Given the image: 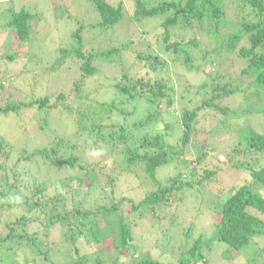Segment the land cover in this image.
<instances>
[{
  "label": "trees",
  "instance_id": "1",
  "mask_svg": "<svg viewBox=\"0 0 264 264\" xmlns=\"http://www.w3.org/2000/svg\"><path fill=\"white\" fill-rule=\"evenodd\" d=\"M74 2L72 0V3ZM228 5H232L233 8V18L230 20L226 19L225 13ZM86 7L84 17L93 21L87 25L83 22L75 28L72 32V44L60 47L54 61L55 65L50 66L51 72L56 73L58 68H61L60 72H62L65 70L66 60L76 58L79 64L76 70L78 74L74 71L71 73L72 84L60 86L59 89L45 95L31 97L28 101L0 103V115L32 110L36 114L33 115L34 119L44 130L48 122L54 119L52 113H56L58 124L64 128L70 127L66 135L78 136V138L85 135L84 142L92 141L96 145L100 144L102 148L121 147L123 160L125 159L128 169L122 164L115 163L116 166H113L115 162L113 158L104 161L106 166L108 165L105 172L102 168L95 171L94 167L87 168L86 165H81L77 156L65 154L64 135L57 136L51 133L48 141L40 142L36 146L18 144L0 135V197H3L5 216L0 226V250L7 242L16 244L18 249H28L29 254L23 264L29 262L39 264L38 261H42L41 264H113V262L124 264L121 261L123 257L130 261V264H165L148 253L138 256L135 252L134 232L130 223H126L125 216L119 215L118 227L115 228H107L94 218L105 210L115 212L124 201H127L131 210L137 211L138 215L147 212L157 215L158 207L168 201L167 195L189 183L178 181L173 177L169 178L170 182L163 179L159 181L156 172L171 158L176 159L180 154H186L191 144L200 147V151L195 155L197 162L205 158L209 152L219 151V148L230 160L236 156L247 155V159L251 162L235 161L232 162V166L248 171L250 178L236 187L222 203L219 219L212 232L208 235L201 233L193 239H188L186 246L179 251L177 257L175 256V264H206L216 242L225 244L222 255L225 259H232L236 256L235 253H238L253 237L259 234L264 236V195L257 189V185L264 188V161H261L263 160L261 157L250 155L252 150L264 156V133L255 129L244 130L243 127H239L231 137L221 133L234 110L226 103V98L229 96L241 95L247 98L258 90L264 111V0H133V10L126 9L121 0L116 3L109 0H87ZM7 10L4 12L8 13V19L1 23L0 33H13L14 37L10 35L6 37L10 51L0 53V58L5 60L4 66L18 57L17 48L22 43L29 42L39 19L38 13L30 9L21 8L15 11L9 6ZM155 15L159 18L165 16L160 23V34L164 43L162 48L159 47L157 38L153 41L158 46L157 50L149 44L138 50L133 46V39L128 42L123 41L120 46L102 47V45L110 46L112 37L119 36V32L131 37L129 27L133 20L139 22L138 20L143 17ZM116 24L119 25L115 27ZM175 25L188 28L191 32H202L203 36L201 38L193 35L187 42L171 41L170 27ZM85 27L90 32L88 37L83 31ZM225 28L228 29L226 35L223 31ZM111 30L115 32V36H112ZM155 32H152V36ZM86 41L90 44L96 43L98 47L85 52L83 48L87 44ZM130 47L135 59L147 63L151 71H159L167 64L166 60L160 59L161 51L172 62L179 61L183 67L202 73L207 79L193 86L196 92L202 94V103L194 108L181 107L182 112L179 116L181 135L177 147L168 143L162 134L146 131L147 125L160 120L162 113L170 109L175 100L172 85L162 78H153L148 69L144 74L138 72L136 75H129L126 68L120 66L121 74L112 83L114 96L107 100L90 97L89 101L80 102L74 95L70 96L72 89L75 92L87 89V83L93 78H97L101 84L109 79L105 73L99 72L98 63H113L114 55ZM227 58L239 61L242 59L244 65L236 76H233L228 66L224 71L220 70V64L227 63ZM205 64H210L211 68L205 67ZM214 64H218L217 67H214ZM158 65L160 66L157 67ZM243 77L252 80L243 81ZM9 79L4 71L0 76V87L3 88L5 80L9 82ZM101 95L104 96L103 93ZM139 98L147 101V111L141 116L135 115V118L130 119L135 111L126 108V102H133ZM201 109L205 110L206 115L217 117L215 127L210 129L212 135L207 139L209 141L204 143L193 137L197 132L196 123ZM243 121L238 119L235 122L243 123ZM21 127L24 130L30 125ZM215 133H220V140L214 135ZM74 147L70 146V149ZM12 157V164L9 163L11 170L9 176L5 163L10 162ZM17 166L19 169H16ZM41 170L49 176L50 186L54 179L60 181L56 183L57 186L55 185V195L63 196L57 199L63 202L66 200V206L71 205L84 194L89 196L91 190L94 191V188L99 186L102 188L108 182L112 187L117 176L123 171L138 173L143 170L157 187L137 201L128 195H122L117 200H114L115 196H111L110 207L105 203H96L82 211L73 208L76 213H72L73 210L69 211L73 215L71 218L68 217L69 212L61 214L56 210L55 205L51 206L48 188L42 185L41 181L39 182L36 175ZM212 175L214 171L205 170L203 179H208ZM199 182L201 181H197ZM22 187L24 190H19ZM18 191L17 197L10 193L16 195ZM51 193L54 195V191ZM67 193L72 197H66ZM44 205L50 206L48 216L52 215V219L49 223L58 220L67 223L68 226L73 225L72 229L64 232L65 249L63 250L58 248L56 251L48 241L43 244L37 239V234L34 231L30 232L27 226L31 221H37L36 213L40 212ZM79 226L83 229H77ZM86 233L90 235L93 245L98 246L97 249H93V246L81 245L83 243L80 237ZM166 239L172 240V237ZM108 244L109 246H105ZM89 249L95 253V257L89 258L87 255ZM104 251L106 253L103 256L101 252ZM10 261L17 264L11 258Z\"/></svg>",
  "mask_w": 264,
  "mask_h": 264
},
{
  "label": "rangeland",
  "instance_id": "2",
  "mask_svg": "<svg viewBox=\"0 0 264 264\" xmlns=\"http://www.w3.org/2000/svg\"><path fill=\"white\" fill-rule=\"evenodd\" d=\"M74 1L75 2L72 3V0H0V26L1 23H4L6 19H8L7 9L9 6L15 11L21 8L30 9L32 12L38 13L37 16L39 17L29 42L22 43L17 48L18 57L14 61H9L5 66V60L0 58V76L6 71L7 76L10 77L8 80L9 82L5 80L3 88L0 87V103L28 101L31 97L45 95L52 90L59 89L60 86L72 84V77L70 75L73 71L76 73L79 66L76 58H68L64 63L65 70L62 72H60L61 68H58L56 73L51 72L50 66L55 65L54 61L58 49L72 44V32L75 28L83 24V22L87 25V23L93 21L92 19H85L84 17V13H86L87 9V0ZM109 1L116 3L119 0ZM121 1L126 9L133 10V0ZM88 5L90 6L89 3ZM6 10L7 12L5 13L4 11ZM232 10V5H228L225 11L227 14L226 19L230 20L233 18ZM164 17L163 15L159 18V16L155 15L143 17L138 20L139 22L133 20L129 27L131 37L122 35L120 32L119 36L112 37L113 35L115 36V32L111 30L112 36L110 37H112V41L111 44H109L110 46L105 47V45H102V47L111 48L113 46H120L123 41L128 42L133 39V46L138 50L143 49L148 44L151 45L154 50H157L158 46L153 43V41L156 40L155 38H157L159 47L162 48L164 43H162L161 39L160 23ZM118 25L119 24H116L115 27ZM83 31L85 36L88 37L90 32L87 31L86 27ZM223 31L225 35L226 32L228 33V29L226 28ZM152 32H155L154 36H152ZM170 34L171 41L179 40L181 42L189 41L193 35L200 36L201 38L203 36L202 32H191L188 28H182L177 25L170 27ZM9 35L14 37L13 33H0V53L9 50V45L6 43V37ZM86 37L85 40L87 39ZM86 42L87 44L83 48L85 52L98 47L96 43L90 44L88 41ZM131 49L132 47L124 51H119L120 54L114 55L113 63H98L100 68L99 72L105 73L109 79L104 80L101 84L97 78H93L87 83V89H83L82 92H75L72 89L73 91L70 90V96L74 95L80 102L89 101L90 97L107 100L114 96L112 92V83L121 74L120 66L126 68L129 75H136L138 72L139 74H144L146 69L151 71L147 63L135 59L131 53ZM11 50L14 51L15 49ZM178 54L181 55L182 53ZM213 56L214 55H212L211 58H213ZM160 59L166 60L167 64L165 67L163 66L160 68L159 71L152 70L151 73L153 78H162L172 85V94L175 100L170 109L162 113L160 120L147 125L146 131L153 134H162L168 143L174 144L177 147V141L181 135V124L179 120V116L182 112L181 107L187 106L189 108H194L202 103V94L196 92L193 86L202 83L206 78L202 73H197L188 70L187 67H183L179 61L172 62L170 58L161 51ZM227 59V63L220 64V70L224 71L228 66L232 70L233 76H236L244 65L242 59L241 61L238 59ZM217 65L218 64H214L213 66L217 67ZM159 66L160 65L157 67ZM205 67L211 68L210 64H205ZM242 80L251 81L252 78L243 77ZM235 82L238 83L237 81ZM101 93H103L104 96H102ZM226 103L229 104L231 108L233 107L234 110L232 115L229 116L231 119L225 122L222 128L223 130L221 131L222 134L231 137V134L236 133L239 127L245 128L244 130L255 129L264 133V111L262 108V98L258 90H255L247 98L241 95L239 97L229 96L226 98ZM132 106L133 108L131 109ZM125 107L135 111L133 117H130V119H133L135 115L141 116L145 114L148 104L144 98H139L133 102L127 101ZM33 115L36 116L35 112L32 110H22L16 114L11 112L6 116L0 115V135L12 139V141L18 144L26 143L27 145L33 146L39 145L40 142L48 141L51 133L57 136L64 135L66 137V146L63 149L65 154L77 156L79 158L78 163H81V165H86L87 168L94 167L95 171H99L98 168H102V171L105 172L108 165L106 166L104 161L108 158H113L115 160L113 166L122 164L123 167L127 168V163L125 159L123 160L121 147L114 146L109 148L108 146H104L102 148L99 146L100 144L96 145L92 141L90 143L84 142L83 137H85V135H82V138L66 135L70 127L64 128L59 125L56 113H52L54 119L51 122L49 121L43 130L39 127ZM216 118V116H210V114L206 115L205 110L201 109L196 123L197 132L193 134V137H196L203 143L209 141L207 139L212 135L210 129L215 127L217 122L215 120ZM238 119H243V123L235 122ZM24 125H30V127H26L22 130L21 126ZM218 127L220 126L218 125ZM214 135L219 137L220 140V133H215ZM212 139H214L213 136ZM70 146L75 147L70 149ZM199 151L200 147L198 148L189 144L186 154H180L179 158L176 159L171 158L167 164L158 168L156 177L159 181L161 179H163V181H169V178L173 177L178 181L188 182L189 184L179 190L174 189L168 194V201L162 203V205L158 207L157 215L151 212L138 215L139 213L135 210L132 211L130 204L124 201L115 212H108L105 210L95 217L94 220L101 225H106L107 228H115L118 227L119 215L125 216L124 219L126 223H130L134 232V243L136 244L135 252L138 256L143 253H148L154 259H159V261L165 264H175L176 255L186 246L185 244L189 242L188 239H193L201 233L208 235L212 232L215 223L219 219V210L222 203L236 187L250 178L248 171L232 166V162L248 160L247 155L243 157L242 155L236 156L230 160L219 148V151L209 152L203 159L200 157L202 160L197 162V157H195V155ZM250 155L261 157L263 159L261 161H264L262 153H254L251 150ZM12 161L13 157L10 162L5 163V166L8 168L7 173L11 171L9 169V163L12 164ZM16 169H19L18 166ZM70 170L71 169H69V171ZM205 170L214 171V175L208 179H203ZM36 175L39 182L41 181L40 183L48 188L51 199L50 203H52L51 206L55 205L56 210L61 214H65V212L69 211L71 212L73 208L82 211L87 206L96 203H105L110 207L112 203L110 201L111 196H115L114 200H117V198L122 195H128L137 201V199L139 200L143 195L155 190L157 187L143 170L138 173L123 171L120 173V176H117V180L112 187L108 182L104 184L102 188L99 186L94 188V191L91 190L89 196L84 194L76 199L74 203L66 206V200L63 202L57 199L63 196L55 195V185L57 186L60 181L54 179L51 181L50 186L48 183L49 176L44 173L43 170ZM9 176H11V173H9ZM197 181L201 182L197 183ZM87 189L88 188H85V190ZM257 189L264 195V188H262L261 185H257ZM19 190L24 189L22 187ZM53 191L54 195L51 193ZM10 193L16 197L19 196V191L16 195L13 192ZM65 196L68 198L72 197L68 193L65 194ZM41 199L44 198L41 197ZM3 207V197H0V226H2V221L5 217ZM49 209L50 206L44 205L43 209L36 213L38 216L37 221H31L27 226L30 232L34 231L37 234V239L42 241L43 244L48 241L51 247L55 248L56 251H58V248L63 250L65 249L64 232L65 230L67 231V229H72L73 225L70 224L68 226L67 223L58 220H55L54 223H49L52 219V215L51 217L50 215L48 216ZM70 212L68 217L72 218V213H76V210H73L72 213ZM81 227L82 226H79L77 229H83ZM169 237H172V240L166 239ZM80 240L81 243H83L81 245H85L86 247L93 246V249H97L98 247L95 244L93 245L90 241V235L87 233L81 236ZM5 245L6 246L0 250V264H13L10 258L17 264H23L27 254H29L28 249H18L17 245L11 242H7ZM105 246H109V244ZM225 247L223 242H216L206 264H264V236L260 234L253 237L247 245L241 248L238 253H235L236 256L232 259H225L223 257L222 254L224 253L223 249ZM5 252H7V254H5ZM12 252H14V254ZM88 253L87 255L89 258L96 256L90 249ZM101 253H103L104 256L106 252L104 251ZM121 259L124 264L131 263L124 257ZM38 262L41 264L42 261ZM29 264L33 263L29 262Z\"/></svg>",
  "mask_w": 264,
  "mask_h": 264
}]
</instances>
